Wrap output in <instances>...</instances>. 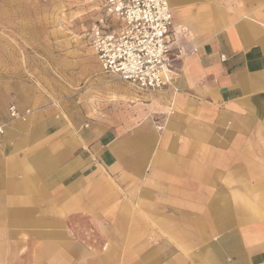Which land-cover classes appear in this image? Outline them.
Listing matches in <instances>:
<instances>
[{"label": "crops", "instance_id": "crops-1", "mask_svg": "<svg viewBox=\"0 0 264 264\" xmlns=\"http://www.w3.org/2000/svg\"><path fill=\"white\" fill-rule=\"evenodd\" d=\"M169 4L162 91L97 59L63 96L26 74L90 73L68 38L27 56L0 32V125L13 102L34 110L1 142L0 246L32 264H264V0Z\"/></svg>", "mask_w": 264, "mask_h": 264}, {"label": "built area", "instance_id": "built-area-1", "mask_svg": "<svg viewBox=\"0 0 264 264\" xmlns=\"http://www.w3.org/2000/svg\"><path fill=\"white\" fill-rule=\"evenodd\" d=\"M86 35L104 73L144 91L172 85L173 16L169 0H101ZM223 59V58H222ZM31 110L9 107L12 121H25ZM162 128V127H159ZM6 125H0L1 139Z\"/></svg>", "mask_w": 264, "mask_h": 264}, {"label": "rangeland", "instance_id": "rangeland-1", "mask_svg": "<svg viewBox=\"0 0 264 264\" xmlns=\"http://www.w3.org/2000/svg\"><path fill=\"white\" fill-rule=\"evenodd\" d=\"M101 0H0L5 8L0 7V32L9 35L7 45L11 52L20 51L25 54L33 55L36 49L48 51L46 47L51 43L50 40L68 38L72 43V48L77 52L75 61L85 59V64L90 67V73L80 72L81 66H77L73 72L69 73H27L29 82H41L52 86L55 92L68 97L69 90L81 92V87L72 89L69 83L77 79L82 80L83 76H96L93 73V66L97 63L94 50L86 40V35L91 27L96 13L92 12V7H96ZM2 6V5H1ZM41 44L36 48L35 45ZM71 48V46H68ZM85 78V77H84ZM83 85V84H82ZM84 91V90H83ZM80 96L75 94L72 99ZM69 99V98H66ZM21 111L31 110V114L25 121L16 120L5 123L6 129L12 122H27L34 113L31 108H20ZM96 110V109H95ZM94 111V109H93ZM6 134V133H5ZM4 138V137H3ZM1 139V142L3 140ZM2 145V144H1ZM1 147V146H0ZM78 220L77 223H81ZM85 226V224H84ZM82 237L90 244V251H102L104 244H100V239L93 232H81ZM6 241V240H5ZM20 244H8L6 241L0 246V255L5 253L8 264H32L34 253L29 248L23 249ZM94 249V250H93Z\"/></svg>", "mask_w": 264, "mask_h": 264}]
</instances>
